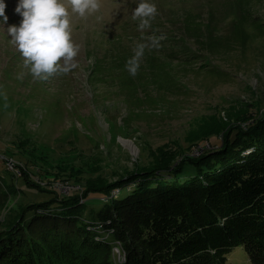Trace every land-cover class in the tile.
I'll return each mask as SVG.
<instances>
[{"label":"rangeland","instance_id":"1","mask_svg":"<svg viewBox=\"0 0 264 264\" xmlns=\"http://www.w3.org/2000/svg\"><path fill=\"white\" fill-rule=\"evenodd\" d=\"M4 2L8 21L0 17V174L5 175L3 169L8 168L18 179L21 171L16 165L36 173L46 170L58 175L59 182H49L65 193L80 189L78 182L86 185L87 180L102 178L111 182L150 164L160 147L188 148L194 137L218 122L243 112L254 114L257 97L264 95V33L259 26L264 23V0H250L259 19L241 26L236 24L241 19L238 15L223 12L225 3L236 5L235 0H148L156 5V16L167 21H176L172 17L176 10L180 16L197 13L201 20L211 21L208 25L219 45L214 53H200L204 61L193 66L169 62L145 49L134 77L125 63L121 68L114 61L132 58L137 43L152 38L135 37L152 32L141 31L139 21L132 19L141 0H102L96 15L73 18V39L81 47L76 58L79 67L46 81L34 78L24 67V58L7 34V28L22 19L15 12L19 0ZM211 11H220L221 16H208ZM103 66L101 71L96 69ZM214 71L218 73L213 76ZM21 73L22 79L18 78ZM20 139L30 140L32 154H46L49 165L23 155ZM201 146L212 148L207 143ZM21 182L17 185L23 193L33 190ZM88 205L98 208L101 204L89 201ZM115 249L121 261L123 255ZM226 264L251 262L243 247H238Z\"/></svg>","mask_w":264,"mask_h":264},{"label":"trees","instance_id":"2","mask_svg":"<svg viewBox=\"0 0 264 264\" xmlns=\"http://www.w3.org/2000/svg\"><path fill=\"white\" fill-rule=\"evenodd\" d=\"M235 2H226L223 12L238 15L237 25L259 19L250 0ZM208 16L221 14L211 11ZM172 17L176 21L156 16L148 28L152 32L135 37L163 35L161 46L151 51L188 66L204 61L200 53L217 51L211 21L201 20L197 13L180 16L178 10ZM259 26L263 34L264 23ZM128 60H115L114 66L125 68ZM263 96L257 97L254 114L243 112L218 122L191 136L188 148L160 147L150 164L111 182L102 180L106 178L87 180L86 185L78 182L80 189L65 193L52 184L59 182L57 174L16 165L23 177L17 179L3 169L0 264H226L238 247H243L251 264H264ZM19 141L23 155L49 165L46 154H32L30 140ZM204 143L212 148L205 149ZM17 181L33 188L26 193L32 199ZM89 201L101 205L91 207Z\"/></svg>","mask_w":264,"mask_h":264},{"label":"clouds","instance_id":"3","mask_svg":"<svg viewBox=\"0 0 264 264\" xmlns=\"http://www.w3.org/2000/svg\"><path fill=\"white\" fill-rule=\"evenodd\" d=\"M6 7L4 0H0V17L4 23L8 21ZM102 7V0H19L15 12L22 19L19 25L9 26L7 34L24 58V67L34 78L46 81L79 67L76 58L81 47L73 39V18L86 20ZM157 14L155 4L141 0L133 10L132 19L139 21L138 27L143 31L151 27ZM162 39L152 37L149 42L137 43L134 56L126 63L130 75L137 74L145 49L159 48ZM18 78L22 79L23 73Z\"/></svg>","mask_w":264,"mask_h":264},{"label":"bare ground","instance_id":"4","mask_svg":"<svg viewBox=\"0 0 264 264\" xmlns=\"http://www.w3.org/2000/svg\"><path fill=\"white\" fill-rule=\"evenodd\" d=\"M131 147L133 146L134 147V145L132 144V142H127Z\"/></svg>","mask_w":264,"mask_h":264},{"label":"water","instance_id":"5","mask_svg":"<svg viewBox=\"0 0 264 264\" xmlns=\"http://www.w3.org/2000/svg\"><path fill=\"white\" fill-rule=\"evenodd\" d=\"M125 141V140H124ZM131 142V141H130Z\"/></svg>","mask_w":264,"mask_h":264}]
</instances>
